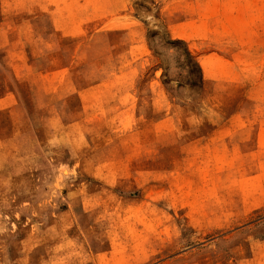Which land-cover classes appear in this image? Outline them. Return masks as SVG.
<instances>
[{"label":"rangeland","instance_id":"rangeland-1","mask_svg":"<svg viewBox=\"0 0 264 264\" xmlns=\"http://www.w3.org/2000/svg\"><path fill=\"white\" fill-rule=\"evenodd\" d=\"M0 264H264V0H0Z\"/></svg>","mask_w":264,"mask_h":264},{"label":"bare ground","instance_id":"bare-ground-1","mask_svg":"<svg viewBox=\"0 0 264 264\" xmlns=\"http://www.w3.org/2000/svg\"><path fill=\"white\" fill-rule=\"evenodd\" d=\"M45 11V10H44ZM24 150V149H23ZM44 155V154H43ZM10 183V182H9ZM10 190V189H9Z\"/></svg>","mask_w":264,"mask_h":264}]
</instances>
